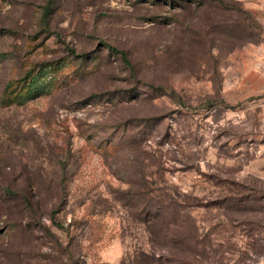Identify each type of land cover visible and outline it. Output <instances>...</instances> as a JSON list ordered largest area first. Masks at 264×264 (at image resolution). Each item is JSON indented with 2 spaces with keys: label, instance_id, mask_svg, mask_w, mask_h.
Listing matches in <instances>:
<instances>
[{
  "label": "rangeland",
  "instance_id": "obj_1",
  "mask_svg": "<svg viewBox=\"0 0 264 264\" xmlns=\"http://www.w3.org/2000/svg\"><path fill=\"white\" fill-rule=\"evenodd\" d=\"M0 264H264V0H0Z\"/></svg>",
  "mask_w": 264,
  "mask_h": 264
},
{
  "label": "trees",
  "instance_id": "obj_2",
  "mask_svg": "<svg viewBox=\"0 0 264 264\" xmlns=\"http://www.w3.org/2000/svg\"><path fill=\"white\" fill-rule=\"evenodd\" d=\"M108 46L111 50H113L115 52H119L122 55H126L125 51L117 48L116 46L111 45V44H108ZM2 187L5 188V191L9 195H14L15 192H14V189L12 187L5 186V185H3ZM153 200H155V201L154 202L151 201V202L154 203L155 205L157 204V208H161L160 205H163L167 208V209H165V211H168V212L175 211L180 205L179 204L180 201L177 200V198H175V196L172 193H167V195L163 199L154 198Z\"/></svg>",
  "mask_w": 264,
  "mask_h": 264
}]
</instances>
